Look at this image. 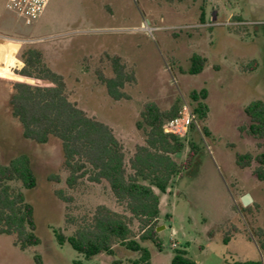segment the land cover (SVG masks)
<instances>
[{"label": "rangeland", "instance_id": "374dc122", "mask_svg": "<svg viewBox=\"0 0 264 264\" xmlns=\"http://www.w3.org/2000/svg\"><path fill=\"white\" fill-rule=\"evenodd\" d=\"M8 2L0 0V57L14 47L42 51L46 64L64 77L70 99L114 130L128 159L144 144L137 122L147 103L168 110L186 100L193 109V92L208 90V117L198 120L186 138L199 148L194 165L161 196L158 224L165 229L157 232L162 247L145 246L153 253L152 264H171L175 250L183 248L197 264H264L259 244L264 240V182L254 174L256 163L247 169L236 163L239 153L261 152L262 141L240 127L250 124L245 107L264 101V0H51L31 26L7 9ZM22 54L16 60L21 66ZM194 54L208 61L195 76L188 72ZM110 57L136 69V83L125 88L128 100L111 99L100 80L114 76ZM1 75L0 70V162L30 157L36 187L11 185L33 206L41 244L23 250L15 236L0 234V264H38L37 257L42 264H133L140 254L121 245L114 256L86 260L69 243L58 242L57 233L74 234L101 205L124 210L106 182L84 178L68 187L60 141L38 144L23 137L10 107L13 84ZM188 150L175 160L182 163ZM247 194L253 201L244 207ZM130 224L138 236V221Z\"/></svg>", "mask_w": 264, "mask_h": 264}, {"label": "trees", "instance_id": "16d2710c", "mask_svg": "<svg viewBox=\"0 0 264 264\" xmlns=\"http://www.w3.org/2000/svg\"><path fill=\"white\" fill-rule=\"evenodd\" d=\"M23 65L12 67L9 75L14 92L10 98L13 117L23 128V137L38 144H48L53 138L61 143L64 167L68 170L67 185L73 189L86 178L96 184L106 182L116 203L124 210L118 213L107 206H99L89 220L70 236L57 233L60 244L69 243L86 260L101 255L114 256L116 246L121 245L140 258L133 264H152L153 253L146 244L162 247L158 237V221L162 216L161 196L181 176L182 171L194 165L199 148L193 141L187 142L167 135L163 125L179 115V101L168 110H162L155 102L145 105L137 129L145 134L144 144L138 145L128 159L124 146L107 124L90 116L70 99L65 79L46 64L44 54L38 49H27L22 54ZM114 76L104 78L108 96L114 101L128 100L125 88L137 81L135 67L123 63L119 57H110ZM207 59L194 54L191 57L190 75L201 74ZM259 63L253 62L252 69ZM207 89L193 92V111L197 120L204 121L209 114L206 104ZM250 120L248 126L240 127L256 140L262 141L261 152L239 153L236 163L241 169L254 170L259 181L264 182V101L254 100L245 107ZM206 136L210 135L204 127ZM189 148L186 159L178 163L175 157ZM59 182V178H53ZM20 182L27 190L36 187V176L30 157L22 155L8 165L0 162V234L15 236L17 245L23 250L41 244L36 233L34 208L26 202L21 189L11 185ZM61 195L60 192L58 193ZM65 200H68L65 199ZM139 223L140 233L134 235L130 220ZM138 237V238H137ZM264 251V240L259 242ZM42 264L41 258H36ZM114 264H122L114 261ZM171 264H197L186 249H176ZM233 264H261L237 262Z\"/></svg>", "mask_w": 264, "mask_h": 264}, {"label": "built area", "instance_id": "2783aa9c", "mask_svg": "<svg viewBox=\"0 0 264 264\" xmlns=\"http://www.w3.org/2000/svg\"><path fill=\"white\" fill-rule=\"evenodd\" d=\"M51 0H9L7 9L13 12L27 26L33 25L44 13ZM198 127L197 117L186 100L183 101L179 115L163 125L167 135L186 139L190 129Z\"/></svg>", "mask_w": 264, "mask_h": 264}, {"label": "crops", "instance_id": "0c3cea01", "mask_svg": "<svg viewBox=\"0 0 264 264\" xmlns=\"http://www.w3.org/2000/svg\"><path fill=\"white\" fill-rule=\"evenodd\" d=\"M3 40H5L7 42H12V43L24 44L22 41H16V40H11V39H6V38H3ZM14 48H13V50H11L10 53H6L4 55H1V57H0V70L2 73L1 76L8 78L11 82H12V80H11L10 75H9V70L12 67H21L20 64L16 63L17 55H21L26 50L23 46L22 47H14ZM161 211H162V199H161ZM232 230L235 231V229H232ZM226 241H228V243H230V239H228Z\"/></svg>", "mask_w": 264, "mask_h": 264}, {"label": "water", "instance_id": "95a60500", "mask_svg": "<svg viewBox=\"0 0 264 264\" xmlns=\"http://www.w3.org/2000/svg\"><path fill=\"white\" fill-rule=\"evenodd\" d=\"M253 201V198L251 197L250 194H247L245 195L243 198H242V203L244 205V207H248ZM163 229H165V226H162V227H159L157 229L158 232L162 231Z\"/></svg>", "mask_w": 264, "mask_h": 264}]
</instances>
